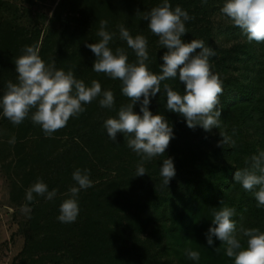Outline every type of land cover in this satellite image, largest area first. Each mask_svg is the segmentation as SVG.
Wrapping results in <instances>:
<instances>
[{
	"label": "trees",
	"instance_id": "16d2710c",
	"mask_svg": "<svg viewBox=\"0 0 264 264\" xmlns=\"http://www.w3.org/2000/svg\"><path fill=\"white\" fill-rule=\"evenodd\" d=\"M168 2L173 10L180 6L194 17L185 21L187 33L182 39L202 40L216 53L209 62L223 88L217 105L221 112L219 127L209 132L200 126L187 127L182 116L167 110L163 89V84L169 83L183 94L184 85L178 77L162 81L161 92L150 98L149 109L154 115L165 116L174 136L163 155L144 160L146 174L136 176L142 157L128 147L127 136L118 133L114 143L103 126L130 100L122 94L119 79L92 70L96 57L86 44L102 39L98 35L100 21L106 20L105 31L114 34L109 47L114 52L124 49L129 63L136 62L135 52L120 37L122 24L133 37L147 38L146 63L160 74L161 57L167 49L162 48L143 17L163 0H59L54 14L59 26L47 32L38 19V10L0 0V96L9 80L17 81L15 59L23 54L22 49L38 46L45 63L55 62L57 69L71 70L89 87L92 80H97L102 91L111 90L115 98L114 107L108 109L99 104L102 96L97 97L84 105L86 110L78 117L70 118L66 127L47 138L40 125L31 120V114L26 125L21 124L19 131L25 134L31 129L37 131V147L47 142V155L53 157L47 187L55 189L56 196L54 204L49 202L47 214L53 216L48 218H57L60 212L54 208L70 198L69 192L63 193L79 187L72 178L77 169L89 170L93 186L80 190L79 213L75 222L67 223L65 237L47 226L42 230L38 215L32 217L26 225L29 232L19 258L10 264H166L160 259L163 245L159 244L167 239L179 253L178 264H234V259L225 255V244L213 237L214 243L209 246L206 240L214 212L225 206L236 209L233 219L238 228L242 224L264 231V208L257 207L253 193L234 181L235 171L249 167L245 161L264 151V43L249 42L222 14L225 0ZM25 15L27 22H22ZM134 111L139 113V103ZM1 117L5 118L2 110ZM20 133L19 145L23 144ZM223 137L228 142L218 146ZM169 157L176 175L166 185L160 167ZM36 209L40 211L34 207L33 215ZM241 243L246 246V239ZM189 250L198 251L200 259H190Z\"/></svg>",
	"mask_w": 264,
	"mask_h": 264
},
{
	"label": "clouds",
	"instance_id": "9594fccd",
	"mask_svg": "<svg viewBox=\"0 0 264 264\" xmlns=\"http://www.w3.org/2000/svg\"><path fill=\"white\" fill-rule=\"evenodd\" d=\"M221 12L241 29L249 42L264 43V0H225ZM143 18L148 21L150 31L159 38L162 48L167 49L161 57L160 74L151 71L146 63L149 61L147 38L144 35L133 37L122 24L119 25L120 37L135 52L136 62L129 63L124 49L117 48L114 52L109 47L114 34L105 31L106 20L100 21L98 35L102 39L98 43L86 44L96 57L92 70L113 80L119 79L122 94L130 100L120 106L117 117L107 118L103 126L114 143L118 133L127 136L128 147L142 157L136 176L146 174L144 160L163 155L174 136L173 127L165 116L154 115L149 109L150 98L161 92L162 81L178 77L184 85L181 94L171 84H163L167 110L182 116L190 129L200 126L206 132L219 127L221 112L217 105L223 92L222 82L218 74L211 71L209 62V58L216 55L215 51L206 47L202 40L185 42L182 39L187 33L185 21L194 17L180 6L173 10L168 0H163ZM22 53L15 59L17 81L9 80L0 96L2 115L13 125L21 124L31 114V120L40 125L45 135L51 136L66 127L70 118L83 113L86 110L84 105L97 97L102 96L99 100L101 107H114L113 92L102 91L99 81L92 80L89 87L71 70L57 69L55 62L45 63L38 46H25ZM138 103L139 113L134 111ZM222 142L227 143L228 139L223 137L218 146ZM245 163L250 166L236 170L234 181L253 193L257 207L264 208V151ZM160 175L166 185L175 177L172 158L163 160ZM72 178L79 187H71L70 198L60 205L58 219L64 223L75 222L79 213L78 194L81 189L93 186L88 169H77ZM33 193L49 200L56 196V190L48 191L47 185L39 179L27 191L29 201L33 200ZM235 215L236 209L228 206L214 212L213 226L206 233L207 244L213 245V237L225 244V255L234 259V264H264V231L245 228L242 224L238 228L233 219ZM242 239H246V246L241 243ZM187 255L192 260L200 259L198 251L189 250Z\"/></svg>",
	"mask_w": 264,
	"mask_h": 264
},
{
	"label": "rangeland",
	"instance_id": "374dc122",
	"mask_svg": "<svg viewBox=\"0 0 264 264\" xmlns=\"http://www.w3.org/2000/svg\"><path fill=\"white\" fill-rule=\"evenodd\" d=\"M6 1L14 4L22 3L38 10V19L43 22V30L46 32L59 26V20L54 17L59 0ZM1 13L4 15L2 11ZM41 13L43 15H40ZM22 22H27L26 15L22 16ZM27 120L28 118L21 124L26 125ZM21 124L13 125L7 118L1 117L0 119V264H10L14 258H19L25 244L26 234L29 232L26 231V228H28L26 225L35 215L39 217L38 222L41 224L42 230L47 226V228H53L55 233H58L61 237L68 234L66 231L67 223L62 227L64 222L60 225L58 217L48 218L53 216L47 214V210L51 208L49 199L35 193H33L32 201L27 199L28 189L38 179L47 185V179L52 173L49 163L53 157L47 155V142L39 148L37 147L38 143L34 140L37 131L31 129L28 134H25L23 131H19L22 127ZM18 132L22 134L19 136L20 143H23L20 144L21 146L17 142ZM48 191H52V189H48ZM66 192H69V189L63 194ZM51 201L52 204L55 203L52 199ZM36 206L40 211L36 209L37 212L33 215L32 210ZM59 209V207L54 208L55 211H59ZM59 215L60 213H58ZM47 223L56 226L48 227ZM166 224H169L168 221ZM145 236L146 233L142 234V238ZM169 241L167 239L160 242L159 245H163L160 259L165 261L166 264H178L180 261L179 253L176 252L177 249Z\"/></svg>",
	"mask_w": 264,
	"mask_h": 264
}]
</instances>
